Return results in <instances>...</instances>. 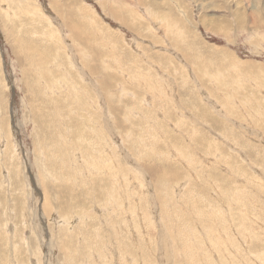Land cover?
<instances>
[{
	"label": "rangeland",
	"instance_id": "rangeland-1",
	"mask_svg": "<svg viewBox=\"0 0 264 264\" xmlns=\"http://www.w3.org/2000/svg\"><path fill=\"white\" fill-rule=\"evenodd\" d=\"M0 121V264H264V0H0Z\"/></svg>",
	"mask_w": 264,
	"mask_h": 264
},
{
	"label": "bare ground",
	"instance_id": "bare-ground-1",
	"mask_svg": "<svg viewBox=\"0 0 264 264\" xmlns=\"http://www.w3.org/2000/svg\"><path fill=\"white\" fill-rule=\"evenodd\" d=\"M130 5H131V4H130ZM164 13H165V12H164ZM153 16H154V15H153ZM155 16H156V15H155ZM168 16H169V15H168ZM179 22H180V21H179ZM176 31H177V30H176ZM35 41H36V40H35ZM50 46H51V45H50ZM46 51H47V50H46ZM143 51H144V50H143ZM51 52H52V51H51ZM30 56H34V55H32V54L30 55V54H29L28 57H30ZM75 56H76V55H75ZM34 57H35V56H34ZM31 58H32V57H31ZM178 58H179V57H178ZM29 59H30V58H29ZM35 60H36V59H35ZM35 60H34V61H35ZM43 61H44V60H43ZM39 62H40V58L37 59V63H38V64H39ZM38 64H37V65H38ZM33 65H34V64H33ZM33 65H32V67H33ZM42 65H45V64H42ZM40 67H41V65H40ZM33 68H34V67H33ZM35 68H36V67H35ZM36 69H38V67H37ZM40 71H41V70H40ZM42 71H43V70H42ZM42 71H41V72H42ZM44 72H45V71H44ZM42 73H43V72H42ZM45 73H46V72H45ZM45 73H44V74H45ZM46 75H48V73H47ZM91 75H93V73H91ZM217 79H218V78H217ZM40 80H41V79H40ZM84 80H85V79H84ZM91 81H92V80H91ZM56 83H57V82H56ZM39 84H40V82H39ZM41 85H42V84H41ZM42 86H44V85H42ZM47 88H48V87H47ZM49 90H50V89H49ZM53 90H55V89H53ZM30 102H31V101H30ZM37 109H38V108H37ZM58 115H59V114H58ZM60 116H61V115H60ZM60 116H59V117H60ZM47 121H48V120H47ZM0 122H1V121H0ZM55 122H56V121H55ZM59 123H60V122H59ZM54 125H55V123H54ZM59 128H60V127H59ZM59 128H57V129H59ZM66 163H67V162H66ZM48 204H49V203H48ZM48 204L46 205L47 207H49ZM46 206H45V207H46ZM46 209H47V208H46ZM48 209H50V208H48ZM64 254H65V253H64Z\"/></svg>",
	"mask_w": 264,
	"mask_h": 264
}]
</instances>
